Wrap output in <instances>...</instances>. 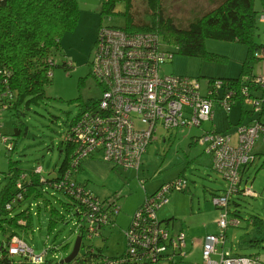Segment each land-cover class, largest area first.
Segmentation results:
<instances>
[{"label":"rangeland","instance_id":"rangeland-1","mask_svg":"<svg viewBox=\"0 0 264 264\" xmlns=\"http://www.w3.org/2000/svg\"><path fill=\"white\" fill-rule=\"evenodd\" d=\"M79 5V20L77 26L63 33L60 37L58 50H54L56 66L53 69L51 83L46 88V98L39 105L32 104L29 108L21 106L20 119L12 111L0 113V133L11 136L16 144L13 152L0 144V191L7 184L9 161L14 166L32 171L41 165L42 176L52 179L59 173L65 154L59 145L67 131V124L83 110L91 108L102 97V86L91 73L92 51L95 46L101 26L110 25L123 27L125 17L112 14L101 16L102 0H77ZM218 0H165L163 6L169 17L180 28H187L188 22L203 15L210 3ZM210 2V3H209ZM256 8L259 14L264 13V0H257ZM125 2L121 1L115 11L123 12ZM137 19L148 18L147 1L135 0ZM148 21V20H147ZM255 41L264 44V23L257 22ZM173 54L172 59L163 66L165 75H183L198 78L202 89L209 79L203 73V65H208L216 71L224 70L229 75L237 77L247 56V45L239 42L207 39L206 50L216 56V59H201L188 57L177 53L175 46L167 45ZM65 63V65H64ZM254 72L258 63L252 61ZM219 75V73H218ZM216 75V76H218ZM229 78V77H226ZM244 110V112H243ZM253 106L241 101L236 102L229 112L218 110L213 120L203 123L201 128L165 129L159 126L158 133L143 157L140 172L125 171L115 168L108 162L97 160L92 167L83 163L81 173L86 171L88 187L102 199L119 197L120 212L116 217V226L106 228L103 238L88 240L84 238L85 246L92 244L102 249L105 256H117L125 249V230L130 225L137 209L143 204L146 195L153 193L160 186L176 178H184L188 182L187 191H173L169 195V203L158 213L160 219L171 233L184 230L188 235L187 249L189 253L183 264H197L203 261L202 241L209 234L220 232L217 221L219 210L215 207L213 196L228 190L227 181L209 166V159L202 154V147L193 137L201 136L212 129L228 132L232 135L233 144L238 143L237 127L240 123L249 121ZM243 118V119H242ZM242 121V122H241ZM23 128L21 136H14L15 126ZM25 125V128H24ZM197 140V138H196ZM255 151V163L248 166L243 175V186L252 189L256 194L237 196L241 225L230 227L226 232L227 250L244 255H258L264 262V232H259L251 223V216L264 219V141L258 140ZM24 173V172H23ZM87 185V184H86ZM40 204L49 199L59 213V220L52 230H48V216L44 207L40 208V216L32 215L30 228L18 230L17 234L33 249L34 255L45 256L46 263L55 264L67 258L78 237L77 219L72 211L67 210L62 203L69 199L54 189L42 186ZM31 202H27V206ZM36 203V202H35ZM38 204V203H36ZM232 211L234 206H230ZM38 212V206L34 208ZM4 231L0 230V245L5 241ZM106 239V240H103ZM255 240L256 243H251ZM56 247V249H55ZM81 248L80 254L84 252ZM221 250V247H220ZM3 256V253H1ZM6 256V255H5ZM217 258V257H216ZM10 264H31L26 257H7Z\"/></svg>","mask_w":264,"mask_h":264},{"label":"built area","instance_id":"built-area-1","mask_svg":"<svg viewBox=\"0 0 264 264\" xmlns=\"http://www.w3.org/2000/svg\"><path fill=\"white\" fill-rule=\"evenodd\" d=\"M4 1L0 0V3ZM259 21L264 23V13L259 15ZM263 55L264 52L260 57ZM172 57L161 35L155 32H133L110 25L99 29L90 64L91 73L102 86V97L70 122L62 143L72 146L73 154L54 187L74 197L78 210L75 232L81 237V248L85 249L83 256L92 260L89 264H183L189 256L187 233L184 230L171 233L168 223L165 225L158 213L169 203L173 191H187L188 182L176 178L146 197L125 230V249L121 254L91 258L96 250L102 249L92 244L85 246L84 238H103L106 228L116 226L120 207L117 204L119 197L102 199L87 186L73 182L83 161L98 159L115 168L140 172L143 157L159 126L165 129L200 128L203 123L213 120L217 109L229 112L239 99L252 105L258 116L262 112L263 101L253 95L248 86L238 88L221 78H214L207 79L202 89L198 78L163 74V66ZM255 83L264 92V70L256 74ZM12 100L8 88L0 89V113L10 110ZM260 119L237 127V144H233L230 133L217 130L205 132L196 140L203 154L210 158L212 169L229 185L228 190L213 196L219 210L217 225L220 232L204 238L203 261L197 264H264L257 254L220 250L226 241L227 230L241 225L240 217L230 209L232 199L254 195L252 189L242 186V174L256 160V143L264 141V123ZM0 144L8 151L13 150L14 142L10 136L0 133ZM34 173L43 178V167H35ZM27 177V173H22L17 180L19 193L7 204L8 211L24 201L22 191ZM35 206V202L30 204V213H35ZM6 249L9 257H26L31 264H44L50 250L35 256L33 249L18 235L9 239Z\"/></svg>","mask_w":264,"mask_h":264},{"label":"trees","instance_id":"trees-1","mask_svg":"<svg viewBox=\"0 0 264 264\" xmlns=\"http://www.w3.org/2000/svg\"><path fill=\"white\" fill-rule=\"evenodd\" d=\"M121 1L125 2V9L123 12H116L115 9ZM134 1L102 0L101 16L123 15L126 23L123 26L125 30L155 32L161 35L167 45L175 46L177 53L203 60L216 59L217 56L206 50L205 41L207 39L239 42L247 45V56L240 74L237 77L221 78V80L230 82L238 88L248 86L253 95L257 93V96L263 101L262 112L259 116L264 114V92H261L255 83L256 74L253 72L252 64V61H256L264 65V55L260 57L261 53L264 52V44L255 41L260 15L256 8L257 0H223L217 7L188 22L187 28H180L174 23L172 17L167 15L163 6L165 0H146L149 10L146 21L145 19H137ZM79 15L77 0H5L0 3V89L8 88L12 92L13 100L9 111H12L18 119H20L19 114H23L20 109L21 106L27 109L32 104L39 105L46 98V88L50 85L52 77L49 74L53 72L56 66L54 50L59 48L61 35L77 26ZM209 79L213 80L214 78ZM69 125L70 122L67 124V128ZM23 132V128H19L18 125L15 126L14 136H21ZM14 145L16 148V144ZM14 148L9 152H13ZM59 149L65 154V157L58 175L52 179H46L36 175L34 170L27 171L28 179L24 181V190L22 191L24 198L22 203L26 201L36 202L38 209L42 206L45 210H49V231L56 226L60 218L59 212L54 209L49 199L45 200L43 205L40 204L43 196L41 191L43 185L62 193L69 199L68 203H62L60 199L58 200L67 210L72 211L74 217H77L78 212L73 200L74 197L54 188L73 154L72 146H65L61 143ZM255 156L258 157V154ZM261 167H264V162ZM80 169L81 172L82 164ZM22 171L25 170L15 167L14 162L10 160L8 181L0 191V230L5 233V241L0 245V252L3 253V256L0 257V264L11 263L7 259L9 256L6 253V244L9 239L18 235V230L30 228L32 224L29 207L20 208L19 205L18 209L15 207L12 211L6 209L7 204L19 193L15 184H17ZM80 172H77L73 182L79 186H87L86 183L77 180ZM231 205L235 207V210L232 211L233 214L239 216L237 210L239 204L234 198L230 203ZM250 220L257 231L264 232L263 218L251 216ZM250 242L256 243L257 241L250 240ZM102 254V250H96L91 258H96ZM90 262L92 260L84 257L81 253L69 264H89Z\"/></svg>","mask_w":264,"mask_h":264},{"label":"crops","instance_id":"crops-1","mask_svg":"<svg viewBox=\"0 0 264 264\" xmlns=\"http://www.w3.org/2000/svg\"><path fill=\"white\" fill-rule=\"evenodd\" d=\"M210 2L212 1V0H209ZM223 0H218L216 3H210L209 5V7L210 8H208V10H206V11H209V10H211V9H213V8H215V7H217L221 2H222ZM262 70H264V65H262V63H258V69H257V71L256 72H254V70H253V72H254V74H258L259 72H261ZM203 73H205V75L206 76H208V75H212V76H209V78H226V77H233V76H231V75H229L230 73H228V72H225L224 70H221V71H216L215 69H212L211 67H209L208 65H203ZM218 73H219V75H218ZM175 75V74H174ZM216 75H218V76H216ZM188 76V75H187ZM255 95H258L257 93H255ZM238 102V101H237ZM242 102V101H241ZM243 103V102H242ZM249 105V104H248ZM219 109H217L216 110V112L218 111ZM221 110V109H220ZM223 111V110H222ZM244 111V110H243ZM216 112H215V114H216ZM215 116V115H214ZM261 118L260 120L264 123V114L263 115H261V116H258V114L257 113H252L251 115H250V119H249V121H247V122H245V123H243L242 121V123H240L239 125H242V124H249V123H251L253 120H256V119H258V118ZM243 119V118H242ZM203 126V125H202ZM201 126V127H202ZM200 127V128H201ZM212 130H214V129H212L211 128V130H209V131H212ZM209 131H205V132H209ZM204 132V133H205ZM220 132V131H219ZM203 133V134H204ZM224 133H228V132H224ZM196 138H198L199 136H195ZM195 137H193V139H195V142H196V138ZM255 153L257 154V153H261L260 151H255ZM202 154H203V152H202ZM263 155H264V153H263ZM206 157H208L207 155H205ZM208 159H209V166L212 168V166H211V160H210V158L208 157ZM257 160V159H256ZM255 160V161H256ZM95 161H97V160H93V159H88V160H85V161H83V163L85 164V166H87V167H92L93 165V162H95ZM83 163H82V166H83ZM255 163V162H254ZM247 169H248V167H247ZM246 169V170H247ZM213 170V169H212ZM245 170V171H246ZM26 171V170H25ZM24 171V172H25ZM244 171V172H245ZM244 172H243V174H242V186H243V175H244ZM26 173H27V171H26ZM79 174H81V176H83V178L81 179V181H86V179H87V174H86V171H84L83 170V172L81 173H79ZM79 176V175H78ZM82 183H86L87 184V186L89 185L90 186V184L89 183H87V182H82ZM88 186V187H89ZM157 191V190H156ZM155 192V191H154ZM153 192V193H154ZM153 193H149L148 195H146V197L147 196H149V195H151V194H153ZM255 194V193H254ZM256 195V194H255ZM146 199V198H145ZM32 203V202H31ZM30 203V204H31ZM34 203V202H33ZM30 204L27 206V201L26 202H24V203H22L21 205H20V208H26V207H29L30 206ZM17 209H18V207H17ZM46 211V213H50L49 212V210L47 209V210H45ZM30 212V211H29ZM37 214V216L39 217L40 216V209H39V211L38 212H35V213H32L31 212V215H36ZM187 241H188V235H187ZM203 242H204V239H203V241H202V246H203ZM226 242H227V237H226V241H225V243H224V245H222L221 246V251H230V250H227V248H226ZM187 246H188V244H187ZM231 253H233L232 251H230ZM233 254H241V253H233ZM244 255V254H243Z\"/></svg>","mask_w":264,"mask_h":264},{"label":"water","instance_id":"water-1","mask_svg":"<svg viewBox=\"0 0 264 264\" xmlns=\"http://www.w3.org/2000/svg\"><path fill=\"white\" fill-rule=\"evenodd\" d=\"M80 248H81V237H77L71 254L67 258L63 259L60 263L69 264L72 261H74L80 252Z\"/></svg>","mask_w":264,"mask_h":264},{"label":"bare ground","instance_id":"bare-ground-1","mask_svg":"<svg viewBox=\"0 0 264 264\" xmlns=\"http://www.w3.org/2000/svg\"><path fill=\"white\" fill-rule=\"evenodd\" d=\"M11 137V136H10ZM14 147H15V145H14ZM13 147V148H14ZM15 149V148H14ZM80 169V168H79ZM81 170V169H80ZM21 172V171H20ZM78 172H80L79 170H78ZM22 173H23V171H22ZM25 173V172H24ZM21 174V173H20ZM28 175V174H27ZM21 176V175H20ZM28 179V178H27ZM16 185V184H15ZM72 263V262H71Z\"/></svg>","mask_w":264,"mask_h":264}]
</instances>
